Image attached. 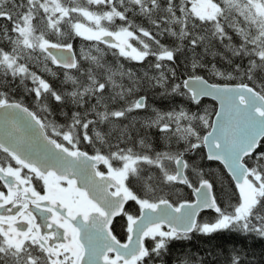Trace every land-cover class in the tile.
Returning <instances> with one entry per match:
<instances>
[{"label": "snow or ice", "instance_id": "snow-or-ice-1", "mask_svg": "<svg viewBox=\"0 0 264 264\" xmlns=\"http://www.w3.org/2000/svg\"><path fill=\"white\" fill-rule=\"evenodd\" d=\"M231 237L264 240V0H0V264H264Z\"/></svg>", "mask_w": 264, "mask_h": 264}, {"label": "trees", "instance_id": "trees-1", "mask_svg": "<svg viewBox=\"0 0 264 264\" xmlns=\"http://www.w3.org/2000/svg\"><path fill=\"white\" fill-rule=\"evenodd\" d=\"M75 45V48L78 50L81 46L82 43L87 44V42H81L80 38L75 39L73 42ZM178 103H183L182 100H178ZM214 107H217L216 103L209 99V98H204L201 105L199 106V109L193 108V110H203L205 108L211 110ZM205 170L206 171H211L214 174H220L224 173L226 175V171L223 168V165L220 164L219 162H205ZM188 194H190V190H185ZM211 215H213L210 212L203 213L202 216H204L205 219L209 218ZM226 238L222 237H217V241L215 242H221L225 240ZM231 240L233 242L241 243L245 245L250 251L254 252L256 254V258L258 259L261 253V250L264 249V240L256 239V238H249L247 241H239L238 238L236 237H231ZM208 244V240L203 237H195L193 242L187 245H181L178 244L175 246V248L178 249H183L185 247L191 248L193 251H196L198 248H203ZM175 251V249H174ZM169 264H171V258H169Z\"/></svg>", "mask_w": 264, "mask_h": 264}, {"label": "flooded vegetation", "instance_id": "flooded-vegetation-1", "mask_svg": "<svg viewBox=\"0 0 264 264\" xmlns=\"http://www.w3.org/2000/svg\"><path fill=\"white\" fill-rule=\"evenodd\" d=\"M131 207L134 209L136 206L133 204ZM118 219H119V223L117 225L116 231L122 236L123 235V228L121 226L124 225L125 221L122 218H118Z\"/></svg>", "mask_w": 264, "mask_h": 264}]
</instances>
